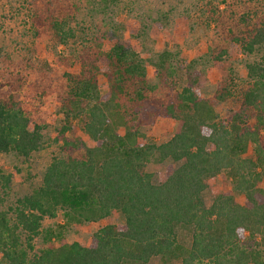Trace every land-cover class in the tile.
<instances>
[{
	"label": "trees",
	"instance_id": "trees-1",
	"mask_svg": "<svg viewBox=\"0 0 264 264\" xmlns=\"http://www.w3.org/2000/svg\"><path fill=\"white\" fill-rule=\"evenodd\" d=\"M111 2L89 0L102 14ZM207 4L215 17L217 8ZM31 23L33 29L50 24L60 42L74 35L61 18L33 17ZM246 23L230 46L258 57L245 65V79L220 85L214 100L227 105L221 115L201 97L196 79L180 90L168 80L184 66L180 61L173 67L169 54H160L154 65L168 99L152 105L138 51L118 42L102 48L101 40H112L116 28L83 40L79 70L66 75L68 90L59 100L67 121L59 132L61 155L52 158L41 185L15 201L11 222L0 213V264H147L153 258L167 264H264V21ZM146 117L176 121L174 134L147 143L140 130ZM31 127L22 109L0 99V155L27 158L39 151L41 131ZM166 160L174 165L154 184L145 169ZM223 175L231 190L207 205L209 180ZM2 178L7 184L9 177ZM59 209L85 223L111 213L124 222L99 228L87 246L62 242L33 253L43 219L55 218ZM179 227L191 231L187 246L177 240Z\"/></svg>",
	"mask_w": 264,
	"mask_h": 264
},
{
	"label": "rangeland",
	"instance_id": "rangeland-1",
	"mask_svg": "<svg viewBox=\"0 0 264 264\" xmlns=\"http://www.w3.org/2000/svg\"><path fill=\"white\" fill-rule=\"evenodd\" d=\"M209 1L217 8L215 17L207 8ZM102 11H94L89 0H0V99L22 109L42 135L39 151L27 158L13 152L0 155V213L7 214L9 222L15 201L31 195L41 185L52 158L61 155L59 132L67 121L59 100L68 90L66 75L79 70L83 40L109 35L116 28L112 40H101L102 48L118 42L138 51L153 89L147 95L152 105L168 99L169 90L158 80L154 65L160 54H169L173 67L181 62L184 66L168 80L175 81L180 90L189 85L190 78L196 79L199 94L210 99L220 115L227 108L226 103L214 100L220 85L225 80L245 79V65L258 57L230 46V38L246 22L264 21V0H115L106 13L104 7ZM48 16L63 19L64 29H72L74 35L60 42L50 24L33 29V17ZM223 49L227 53L222 54ZM99 87L104 94L102 77ZM176 126L169 118L146 117L140 130L147 143L160 144L174 134ZM77 135L87 147L94 145L79 129ZM170 165L174 163L169 160L151 161L145 171L159 184ZM2 177H9L7 184ZM229 190L231 183L225 175L211 179L203 199L208 205L215 195ZM123 222L121 215L111 213L102 221L85 223L59 209L55 218L43 219L40 234L32 242L33 253L62 242L87 246L99 228ZM190 239L189 229H177L179 244L187 246ZM147 264L167 263L153 258Z\"/></svg>",
	"mask_w": 264,
	"mask_h": 264
}]
</instances>
